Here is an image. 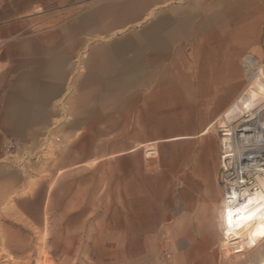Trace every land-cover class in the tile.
Segmentation results:
<instances>
[{
    "label": "crops",
    "instance_id": "1",
    "mask_svg": "<svg viewBox=\"0 0 264 264\" xmlns=\"http://www.w3.org/2000/svg\"><path fill=\"white\" fill-rule=\"evenodd\" d=\"M246 55L264 56V0H0V142L61 133V172L118 198L149 179L172 202L178 186L155 217H184L205 185L212 200L210 130L247 86Z\"/></svg>",
    "mask_w": 264,
    "mask_h": 264
},
{
    "label": "rangeland",
    "instance_id": "2",
    "mask_svg": "<svg viewBox=\"0 0 264 264\" xmlns=\"http://www.w3.org/2000/svg\"><path fill=\"white\" fill-rule=\"evenodd\" d=\"M242 65L241 59V68ZM76 70H79L78 66ZM242 82L249 85L248 79L247 83ZM216 124L217 121L210 130L218 152L211 185L215 189V182L223 178V136L222 129ZM66 140L61 133L40 138L38 145L22 144L8 135L2 138L0 264L264 262V242L250 253L230 258L224 256L221 233L214 223L216 200H209L206 185L199 198V207L186 211L188 215L180 216L173 209V213L167 210L168 218L155 217L159 214L156 212L159 205L166 209L170 205L175 208L173 197L178 199L180 187H171L172 202H167L169 197L166 194L161 196L160 188H156V196H152L148 179L143 181L147 185L144 188L130 187L127 194L122 190V197L118 198L117 191L104 189L97 176L88 185L85 170L75 171L68 167L61 172V165L65 162L58 152ZM7 141L10 147H6ZM157 156L156 152L152 158H147L143 152L148 175L150 162ZM230 174L231 178L235 177L237 169ZM242 179L245 184H250V177L242 174ZM186 195L187 198L191 196ZM154 198L165 201L155 203Z\"/></svg>",
    "mask_w": 264,
    "mask_h": 264
},
{
    "label": "bare ground",
    "instance_id": "3",
    "mask_svg": "<svg viewBox=\"0 0 264 264\" xmlns=\"http://www.w3.org/2000/svg\"><path fill=\"white\" fill-rule=\"evenodd\" d=\"M261 60L255 61L249 55L243 57L242 68L248 74L249 85L217 120L223 136V178L215 182L218 188L209 193L216 200L214 223L221 233L220 245L227 258L250 253L264 242V237L258 235L260 226L264 225L259 215L264 211V64ZM144 152L147 158L156 154L150 148ZM234 168L237 175L231 178ZM242 174L250 177V184L244 183ZM249 197L254 204H259L253 213L254 219L239 228H230V207L234 209L240 199Z\"/></svg>",
    "mask_w": 264,
    "mask_h": 264
},
{
    "label": "snow or ice",
    "instance_id": "4",
    "mask_svg": "<svg viewBox=\"0 0 264 264\" xmlns=\"http://www.w3.org/2000/svg\"><path fill=\"white\" fill-rule=\"evenodd\" d=\"M259 207V204H254L251 198H242L239 200L235 208H231L228 211V225L229 227H241L245 223L254 219L253 213L255 209ZM260 217L264 219V211L259 213ZM258 235L264 237V225L260 226Z\"/></svg>",
    "mask_w": 264,
    "mask_h": 264
},
{
    "label": "built area",
    "instance_id": "5",
    "mask_svg": "<svg viewBox=\"0 0 264 264\" xmlns=\"http://www.w3.org/2000/svg\"><path fill=\"white\" fill-rule=\"evenodd\" d=\"M261 63H263L264 64V57H263V59L261 60ZM243 65H244V63H243ZM6 144V147H10L11 145H8V144H10V143H8V141L5 143Z\"/></svg>",
    "mask_w": 264,
    "mask_h": 264
}]
</instances>
